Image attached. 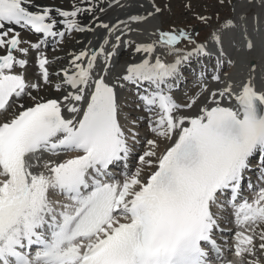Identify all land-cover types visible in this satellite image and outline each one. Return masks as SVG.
Here are the masks:
<instances>
[{
    "label": "bare ground",
    "instance_id": "6f19581e",
    "mask_svg": "<svg viewBox=\"0 0 264 264\" xmlns=\"http://www.w3.org/2000/svg\"><path fill=\"white\" fill-rule=\"evenodd\" d=\"M157 5L156 0H0V57L11 53L14 60L11 72L20 74L26 85L25 91L2 109L0 122L9 123L32 108L45 109L59 116L60 130L74 129L92 96L110 86L108 90L115 95L114 128L131 150L138 151L136 140L151 133L146 149L137 161L130 162L132 175L123 179V194L131 198L182 134L195 128L214 108L230 107L224 91L229 83L242 87V94L256 84L264 85V0H236L233 18L224 20L203 42L209 47L215 43L231 53L229 58L222 55L228 69L216 81L200 82L181 103L174 102L173 127L156 114L146 131L140 132L138 125L148 113L135 108L133 101L130 105L125 102L124 86L147 78L148 73L161 65L169 69L167 75H173L177 83L185 71H190V63L199 65L195 58H210L204 44L190 40L187 43L183 38L184 45L178 47L182 31H161L162 18ZM32 24L48 27V36L30 32ZM3 32H7L6 36ZM15 34L18 43L10 49L9 38ZM43 43L45 48H41ZM91 46L97 50L94 55H88ZM35 56H39L36 61L47 60L44 71L30 66ZM19 59L27 63L19 66ZM179 64L181 72L173 73L172 69ZM33 83H38V90L31 89ZM128 95L136 100L134 92L129 91ZM50 135L51 132L45 134ZM53 143L57 140L42 141L36 151L25 153L14 175L0 170V199L11 191L17 176L22 174L31 190L42 187L47 197L43 210L53 213L60 199L51 194L52 176L59 165L77 162L84 156L76 152L63 156L61 152L41 149L43 144L50 147ZM251 233L258 243L255 247L250 244L234 264H264V223L253 226Z\"/></svg>",
    "mask_w": 264,
    "mask_h": 264
},
{
    "label": "rangeland",
    "instance_id": "374dc122",
    "mask_svg": "<svg viewBox=\"0 0 264 264\" xmlns=\"http://www.w3.org/2000/svg\"><path fill=\"white\" fill-rule=\"evenodd\" d=\"M156 1L158 2V14H160L162 18V21L160 20L159 22V24L163 26V29L161 31H163L164 33H170L176 30L182 31V38L180 42L181 44L178 45V47H182V45H184V42L182 43V41H184L183 38H186V42L189 43V40L187 38H190L192 35L199 39H206L208 37V33L212 28V25H215L225 18L232 17L234 13L233 9L236 3V0ZM253 13L254 10L249 14L252 15ZM217 27L218 26H216L215 28ZM35 63L36 58H34L32 62L33 67H35ZM32 89L38 90L39 85L37 88ZM176 99L183 101L185 99V94L179 95L178 97H176ZM149 123H151V120L146 119L140 125H138V129H140V132L144 131ZM150 135L151 133H147L146 136L142 137V142L138 147V155L142 154L144 149H146V141L148 142Z\"/></svg>",
    "mask_w": 264,
    "mask_h": 264
},
{
    "label": "water",
    "instance_id": "95a60500",
    "mask_svg": "<svg viewBox=\"0 0 264 264\" xmlns=\"http://www.w3.org/2000/svg\"><path fill=\"white\" fill-rule=\"evenodd\" d=\"M9 59V57H5V58H3V59H0V62L1 61H6V60H8Z\"/></svg>",
    "mask_w": 264,
    "mask_h": 264
}]
</instances>
